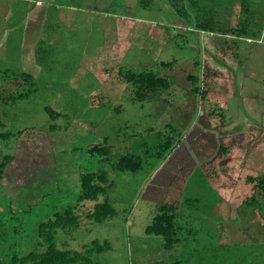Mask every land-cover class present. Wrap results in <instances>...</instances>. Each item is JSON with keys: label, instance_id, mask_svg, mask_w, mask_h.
Listing matches in <instances>:
<instances>
[{"label": "rangeland", "instance_id": "374dc122", "mask_svg": "<svg viewBox=\"0 0 264 264\" xmlns=\"http://www.w3.org/2000/svg\"><path fill=\"white\" fill-rule=\"evenodd\" d=\"M147 2L144 7L139 0H0V119L4 131L27 130L19 139L0 140V161L13 158L0 182V219L14 216L0 233V255L40 250L39 223L71 207L80 226L57 230L55 243L61 250L85 252L94 241L109 242L111 250L91 254L98 264H156L177 257L191 264L187 250L176 256V249L166 251L155 243L146 256L136 259L128 248L132 236L124 221L136 210L138 197L155 192V180L163 184L177 177L190 159L187 173L198 178L183 194L229 197L239 216L226 224L225 235H196L197 240L203 237L206 246L229 245L232 253L244 256L243 264H264V196L248 181L264 175V43L257 35H249L250 43L246 36L238 38L239 55L236 50L233 54L238 58L229 60L223 55L231 38L218 37L216 52L212 35L194 28L197 18L212 15L214 8L227 25L223 5L231 12L234 8L237 17L245 2L244 15L257 30L264 25V0ZM37 7L49 10V36L43 38V50L48 51L41 55L39 67L25 56L22 62L24 49L18 43L27 17L35 16ZM80 7L85 13L75 11ZM161 62L173 66L167 69ZM23 68L35 73L36 90L30 98L12 102L10 97L29 89L13 75ZM129 70L168 77L171 86L140 103L121 76ZM189 74L208 81L205 99L192 92ZM46 108L59 117L49 116ZM51 126L66 129L52 132ZM105 139L111 147L110 162L87 152ZM219 148L222 151L214 154ZM129 153L140 157L143 169L114 170V163ZM91 171H107L112 185L107 195L78 204L80 177ZM165 189L163 197L169 199L182 193ZM107 198L118 216L105 224L89 220L88 212ZM207 205L192 207L203 212ZM141 214L132 213L130 228L136 237L145 236ZM15 225L21 228L16 235ZM194 237L185 240L190 243L186 249L195 246Z\"/></svg>", "mask_w": 264, "mask_h": 264}, {"label": "trees", "instance_id": "16d2710c", "mask_svg": "<svg viewBox=\"0 0 264 264\" xmlns=\"http://www.w3.org/2000/svg\"><path fill=\"white\" fill-rule=\"evenodd\" d=\"M140 3L147 7V0H139ZM149 1V0H148ZM245 7V6H244ZM243 7V8H244ZM197 23L194 28L201 32L216 35L218 37L223 36L224 39L231 37L229 47L231 50H238L236 39L243 36L250 38L249 35L260 36L264 40V25L256 30L258 25H252L249 18L246 20H240L234 27L229 28L228 33L225 34L218 28V24L214 15H209L206 18H197ZM224 46V45H223ZM227 48V46H226ZM161 66L170 69L173 63L161 62ZM9 71L7 70L6 73ZM124 81L133 86V98L134 100L143 103L147 100L153 99L155 96H159L163 90H167L171 86V80L168 77L158 76L152 71H143L135 73L129 70L125 73H121ZM214 73V75H216ZM13 75L17 80V83L22 82L29 85L28 91L19 94L17 97H10L12 102L17 100L28 99L31 97L33 92L36 90V80L33 75L24 72H16ZM209 76V74H206ZM188 80L192 82V92L200 94L202 99L208 94V81L201 82V77L198 75L189 74ZM201 84L203 86H201ZM3 99V98H1ZM7 101L4 99V102ZM45 111L51 116L59 117L60 113L53 111L50 108H46ZM5 123L0 119V140L8 141L14 138H21L27 130L4 131ZM66 129L58 126H51L50 131ZM110 151L111 147L108 145V140H104L100 144H96L87 149V152L91 155H98L102 157V161L110 162ZM105 157V159H104ZM13 162L11 156H6L0 161V182L4 179L5 173L9 165ZM143 168L142 160L139 156L134 154H126L121 156L117 162L114 163L113 169L120 172H131L138 173ZM248 181L254 185V188L264 196V175L257 178H249ZM112 185V181L107 171H91L83 172L80 177V193L77 198V203L80 204L84 201H96L100 195H107L108 190ZM117 215V211L112 203L107 199L104 202L96 203L93 210L88 212L86 217L97 223L105 224ZM25 217V216H24ZM22 217V219L24 218ZM14 219V216H10L9 219H0V233L9 228L8 222ZM19 218H16L17 220ZM21 219V220H22ZM20 220V219H19ZM18 225V224H17ZM17 225L13 226L14 235L19 234L20 229L17 230ZM9 226V227H8ZM18 226H21V222ZM79 217L75 211L69 207L62 212L54 214L53 218L46 222L39 223L37 236L39 237L40 250L30 251L28 254L19 256V253H8L0 255V264H98L91 258L92 253H106L111 250V244L105 242L103 244L98 241H94L92 246L85 252H77L70 250H61L55 243V237L57 230L71 231L73 228L78 229ZM183 226L178 223L177 209L173 205L164 204L159 207L158 213L153 218L152 222L146 227L147 235H154L162 238V247L166 251H171L177 246L181 245L188 235L183 232ZM245 259V258H243ZM183 259L177 257L175 260L161 261L156 264H182ZM244 260L237 262V264H243ZM246 261V260H245ZM244 261V262H245ZM253 262H255L253 260Z\"/></svg>", "mask_w": 264, "mask_h": 264}, {"label": "crops", "instance_id": "0c3cea01", "mask_svg": "<svg viewBox=\"0 0 264 264\" xmlns=\"http://www.w3.org/2000/svg\"><path fill=\"white\" fill-rule=\"evenodd\" d=\"M244 6H245V2H242L241 6H239V8L237 9L239 11V14L241 15H238L236 17L234 14L235 12L234 8L232 9V12H233L232 13L230 11V6H228V4L223 5V12L226 13L225 16L228 19L227 25L226 23H223L221 20L218 19L219 18L218 14L215 13L216 9L214 8L212 10V12H214L212 13V15H214L216 19L218 28H220L223 33L227 34L228 33L227 31L229 30V28L236 26L240 20H246L248 18L246 15H244L247 10V8H245ZM39 7H42L41 3H39ZM39 7H37L34 11L35 16L27 17L25 26L20 32L21 39L18 42L20 43V49H24L22 62L23 63L26 62V60H24V56H25L26 59H29L30 62L33 61L34 64H36L38 67L40 66L39 63L43 62L42 56H45L46 52L48 51L47 49L45 51L43 50V45L45 43L43 38H45L46 36H49L47 35L49 33L48 29H46L49 23V21L46 19L48 17L49 10H46V9L40 10ZM75 11L80 14L85 13L83 8L81 7ZM234 19L238 20V22L232 23L231 20H234ZM222 23L225 26V28L223 27ZM211 38L214 40V41L212 40L213 41L212 46L215 49L214 42L217 44L218 43L217 39L213 35ZM259 41L260 42L262 41V43H264V40L262 38H260ZM56 42L58 41L56 40ZM248 42L249 43L251 42V38L248 39ZM52 44L50 45V50H51ZM215 50L216 52H218L217 49ZM236 51H237L236 54H238L239 49ZM225 52L226 53L223 56L229 60L238 58V56L233 57L234 56L233 54H235V50H231L230 47H228ZM23 70H25V68H23L21 72L33 75L36 80L35 73L29 70L28 71L26 70L23 71ZM104 72H107V70H105ZM52 83H55L54 79L52 80ZM36 85H37V80H36ZM208 115L210 116V114ZM219 149L217 150L213 149V153L217 154V151L221 152L222 150L221 149L219 150ZM211 152H212V149L210 150V153ZM186 160L187 159H185V161ZM186 162H188L186 167L189 166V168L185 167L183 169H180L179 175L177 177L175 176V178L173 179L165 178L167 181L164 182L163 184L161 181L158 182L157 180H155V182H153V183H156L154 184V187H153L155 189L154 190L155 192L149 193V195H146V196L142 195L138 197L136 210L133 211L132 209L129 212L128 217L124 219L127 230L132 236V239L131 237H128V248L132 252V255L134 256L136 255V259H138L140 257H137V256H139L140 254L142 257L146 256L145 252L149 249L150 245L155 243V244L160 245V247H162V238L161 237L158 238V236H154V235H147L145 230H146V227L152 222L153 218L158 213L159 207L164 204H169V205H173L176 207L178 223L181 226H183L184 230L183 229L182 230L184 234L188 236H191V235L195 236L194 239L192 240V245H195V246H192V248L186 249V247H188V244L190 243H188V241H184L181 245L177 246L176 248L172 250L174 251L176 249L178 253L176 254V256L184 255L185 251L187 250L189 254L188 255L186 254L185 258L189 260L191 264H220V262H222L221 264H237V262L244 260L243 259L244 256L238 252L234 253L235 251H233L232 253L231 247H228L229 245L222 243L216 246H206L204 244V242L206 241L203 242L204 240L203 237L197 240L196 235H203V234L206 236L225 235L226 232H224V230H225L226 224H228L229 220L231 219L238 220L239 216L235 208H232L230 206L231 199L229 197H225L226 200H224L218 196L207 197V196H197V195H187V194L184 195L183 194V188H186V187L191 188L192 187L191 183L195 181L196 177L198 178L197 175L191 177V175L187 173V171H190L192 164L189 163L191 162L190 159ZM151 179H153V177ZM196 183L197 185H199V182H196ZM147 184L145 186H147ZM166 187L177 188V190L182 191V193L177 192V194L174 195L170 199L167 197H163ZM202 202L210 204V205H207L205 207L206 209H203V212L194 211V208L192 207V205L202 203ZM145 209L149 210L147 212L148 214H150L148 218L145 216L146 215L144 213ZM136 212L142 213L139 216V218L144 220L142 222L141 231L144 233L145 236H143L140 233L138 234L139 237H136V232L133 233L132 228H130V226L133 225V223H131L132 218H133L132 213H136ZM199 215L202 216L201 218L204 219V221H207V220L210 221L209 225L211 226L207 227V222H202L201 219L197 217ZM117 216L118 214L113 219H115ZM202 226L207 227L206 232H203L201 230V228H203ZM140 237H142V241L139 240ZM182 247H184L185 249H181ZM138 262L141 263V261H137V264ZM146 264H151V263H146Z\"/></svg>", "mask_w": 264, "mask_h": 264}]
</instances>
